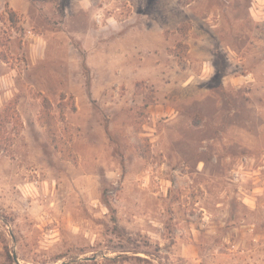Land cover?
<instances>
[{
	"label": "rangeland",
	"instance_id": "1",
	"mask_svg": "<svg viewBox=\"0 0 264 264\" xmlns=\"http://www.w3.org/2000/svg\"><path fill=\"white\" fill-rule=\"evenodd\" d=\"M0 264H264V0H0Z\"/></svg>",
	"mask_w": 264,
	"mask_h": 264
},
{
	"label": "water",
	"instance_id": "2",
	"mask_svg": "<svg viewBox=\"0 0 264 264\" xmlns=\"http://www.w3.org/2000/svg\"><path fill=\"white\" fill-rule=\"evenodd\" d=\"M14 259H15V262L18 263V259H17V256L14 254Z\"/></svg>",
	"mask_w": 264,
	"mask_h": 264
}]
</instances>
